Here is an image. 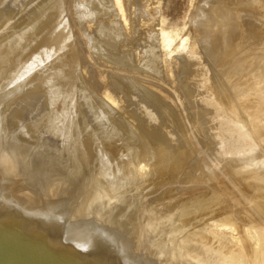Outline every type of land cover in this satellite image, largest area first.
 Returning <instances> with one entry per match:
<instances>
[{
	"label": "rangeland",
	"instance_id": "1",
	"mask_svg": "<svg viewBox=\"0 0 264 264\" xmlns=\"http://www.w3.org/2000/svg\"><path fill=\"white\" fill-rule=\"evenodd\" d=\"M54 1H56V0H46V1L45 0H0V14L4 13L3 14L4 16L1 17L2 19H0V41L3 39H7L11 45L17 46V43L21 40V38H20L21 33L24 31L26 26L29 23H31L34 20V18H36L38 15H40V13H42L44 11L43 10V9H45L44 7H46V9H47V6L49 5V4L47 5V3L54 2ZM65 1H66L65 2V4H66L65 8L66 9H64V15L63 16L66 18L72 19L74 26L72 24L71 27H74L75 29L74 28H70V29L74 30L73 35H74L75 41L77 39H79L78 41H76L77 44H79V42H81L79 45H81V47H84L85 41H83V40H86V42H87V39H88V38H86L87 36L90 38H93V39H95V37H96V40L94 41V43L100 47H101V44H103L101 48L104 49V46L106 47L104 49V51H106V54H110L109 51H111V50L112 51L117 50L118 56L120 57V59H123L124 62L126 60H129L128 61L129 63H124V65L127 64V66L123 67V68H121L120 65L115 64L117 66L118 71L119 70L122 71V74H121V72H118L117 69H116V72H112V74H111V73H108L109 71H107V70H109V69L111 70L112 67L107 69L106 66L109 67V66L114 65V64L110 65L109 63H106L109 66L106 64L104 66V61H102L101 59L94 56L93 51H91V50L89 51L90 52V59L92 60V62L89 63V61H91V60H88L87 59L88 57L86 58L88 61L84 67H86V65L91 66V67H86V73L88 75L86 77V85H87L88 89L90 88L89 92L92 95L95 94V95H93V97L99 95L98 101L95 98H93V101L96 100V102H100V100H103V95L101 93L106 95L105 92H108L107 91L108 87H109V90H111L113 92V89H110V87H112V85L115 83L116 84L119 83V81H120V84L122 82L123 85L127 83L126 80H129L130 85L132 83H135V84H132L131 88L134 85L136 86V88L133 87L132 89H134V90H131V88H130L129 90H131V92H130V94L128 93L129 95L127 94L129 98L131 97L129 100L126 99L127 97L125 98V95H123V93L121 94V92H122L121 90H120L121 92L119 91L121 95L119 96V94H118L117 96L120 97L119 99H121L120 100L121 102L119 103V105L118 104L117 105L118 106L121 105L118 108H120L121 110L123 109L122 111H124V113L123 112L120 113L121 110H115L116 114L113 113L115 116H112V117H116V118L119 117L120 119H122V117H125V118L127 117L129 119V121L134 122V123L131 122L132 124H134V126H138L139 128L144 127V125L148 126L149 125L148 123L152 122V123H150V125L151 124L152 125L151 126L149 125L151 128L148 127V133L145 132L147 129L144 128L143 130L140 129V131L144 132V134L141 132H138V134L142 135V138H147L151 142H155V143H150V146H152V144L155 145V144L159 143L158 146L157 145L155 146V149H156V147H159V146L161 147V145H162L161 148L163 150H165L164 151L165 153L174 152V154L176 153V155H177L178 152H176V151L179 150V152H182L179 149V148H182V146L181 147L179 146L178 150H176V149L172 150V148H171L176 143H178L179 145H180V143L183 144V142H180V141H182V140H180V138L182 139L183 137H182V135H179L177 131L176 132L178 135L177 134L176 135L179 137L174 135L176 133L175 131L174 132H173V130L169 131V132L167 131V133H170V136H173V141H172V139H171V141H172V143L173 142L175 143V144L173 143L174 145H171V146L169 145V144H171L170 139L168 141V138H170V136L168 137V135H165V134H167L166 131H164L165 133L163 132L164 135L167 137L166 140L163 139L166 142H164L162 140V138H160L162 140L161 141L162 144H161V142H159L160 140L156 141L157 138L153 139L152 135H150L153 132L150 131V129L151 130H158L159 129L158 126L161 129L163 127L162 125H164V128L167 130V129H169V127H167V126H169L171 123L169 124V121H167L168 119H166V121H167L166 124H165V121H161L165 117V116H163V114H162L163 117L160 115L162 113L161 109H159L160 113H158V111L156 110L158 107L155 104L150 102V100L147 99L146 97H145L146 101H148V100L149 101L147 103H145V98L142 97L143 95L141 94V92L139 90L135 91L137 89V82H134V81L136 80L135 77L140 76L139 74H141V76L139 77V78H141V80L138 81V83L139 82H146V80L147 81L148 80L149 81H156V82H158L157 80H159L158 78H155V76H153V75H152L153 79H155V80L150 79V77H151L150 75H148L150 77L145 76L146 78L145 77L142 78V75L144 76L146 74H144L145 72L139 70V68H141L140 64H143V56L145 54L146 49L149 46V43L158 44L159 50H164V51H162V53L164 54V57H166V58H164L166 63L169 62L167 65H170V64L174 65L173 68L176 69V71L172 68V66H171V68L177 74L176 73L174 74L171 71L172 77H170V78L166 77V79L160 77V79H164L163 82H162V80L160 81V83H161L160 85H166V86H162L163 87L162 88L161 86L157 85V86H159L157 88L161 89L159 91H161V92L163 91L161 93V94H163V96L167 95V93H168L167 96H170L171 93H173V94L176 93L174 95H176L177 97L171 96L169 99L172 98L173 103L178 105V107H176V108H178L177 110H176L175 106H173V105L172 106L174 107V109L179 114L181 113L184 116L185 115L188 116L186 119V116L182 117V115L180 114L181 118H184V119H181L183 124H184L185 120L187 121L188 119H190V117L191 118L195 117L194 118L195 122L192 119L189 120L191 122H194L195 124L194 123L191 124L189 121H188L189 123L188 122L185 123L188 126H186L184 124V126H186V132L189 131L187 134L191 135L192 138H194L193 137V134H194L195 139H197L200 136L204 137V139L200 137V138H198L199 141L195 140L196 141V143H195L194 139L192 140L191 136H188L191 140V143L193 142L192 143L193 146L191 144L189 145V147H191V148H189V150H191L193 153L187 149L188 146L183 144L187 148L185 147V148H182L181 150L186 149V150H184V152H186V155L184 154V152L178 153V154H180L178 156V158H183L185 156V160L183 163L184 165L183 164L182 165L186 166V164H189L188 166L191 168L188 169V166H187V168L183 167L179 163V165H181V167L184 169V170L183 169L181 170V168H179L177 173L174 172V174L178 175L179 179H176L177 175H175V177H174V174H172V176H171V174L170 175L166 174L165 177H167V178H165L164 176H162L164 174H160L159 172H155V173H157V176L154 173L153 175H151V178H149V181H147L148 186L147 185L146 186L148 188L146 186H144V188L142 190L139 189L140 187H143L142 186L144 184L143 179H142L141 185H139L140 183L138 182V180L141 181V179L136 180L135 183H131L129 180L126 179L127 178L126 174H121L123 172H117L116 171L117 162L123 158V157H121V155L126 156L127 150L124 146L126 144V142H124V141H126L127 139H123V142L121 141V143H120V141H118L119 137L115 138L114 135H111V136L105 135L104 136L103 134H98V136H97L96 132H94L95 128H96L95 126H97V128H96V131H97L100 127L101 128H107L109 126V124H110L109 128L111 126H114V127H112L113 129L114 128L119 129L121 127V125L125 128V125L119 123L120 120L118 119L119 120L118 121L115 118H114L115 120L113 119V121L111 119L110 121H112V122H110V121H108L107 118H110L111 115L108 114L109 117H107L106 115L101 114L100 111H98L96 109L93 110L90 106V103L87 102L88 99H87V97L84 96V93H83L80 85H78V87L76 88L77 90L74 92V93H76V95L71 96V97H70L69 93H67V91L65 93L64 89L57 87L55 85L54 80H51L52 83L50 82V84H53V85H50L48 81L51 79L50 77H51V74L53 72H51V68H49L50 69L49 70L48 68L43 67L44 64L47 62L46 61L47 56L44 54H43V56H44V60L46 62L44 64L41 63L35 69L34 72H36L35 74H39L38 75L39 80L44 81L43 84H44L45 89L42 90L43 92L42 91L40 92L41 94L38 93L37 97L31 95L33 97H31V99L29 97L28 101H26L27 99L25 96L30 95L29 93L32 91L33 87L32 86L30 87V82L27 79L25 80L24 78H19V77L27 78V76H22L24 74L23 69L25 66L23 63H25L28 67L30 62L37 61V60H35V58H37V57L40 58V56L38 55V56L33 57L34 59L32 58L30 61L20 62L19 65L14 70H12L14 72L9 73V75L10 74H12V75H10V76L8 75L9 77L4 79V81L5 80H7V81L0 86V91H2V92H0V94H1L0 95L1 96L0 97V134H1V136H0V147L4 146L5 148H7L6 146H12V145L21 146V149H19V150L16 148L13 150H8V151H10L11 156L16 155L14 153H20L18 156L16 155L15 157H13V158H18V161L15 164L13 169L6 170L3 166H0V198H2V203L3 204H9L13 208L18 209L17 207L19 205V200H25L27 198L31 202L28 209L34 208L32 210H28L25 208L26 206L24 204L22 205L23 211L27 212V218L40 220L42 208H46V207H49V206H52V205H55V204H58L61 202L68 201L70 209H74L72 198H76L77 204H80L83 206H88V201H89L91 195L93 193L98 192L99 193V200L97 202V206L101 205V204H109L110 203V208H99V212H104V217H112L110 226H117V218L123 219V218H126L130 215H133V214L139 212L140 221H141V231H140V228H137V219H135V221H129L128 222L127 232H133L134 235L138 234L137 237H139V238H137V239L140 243L138 249L141 250L143 253L150 254L151 257L156 261L157 264H193L191 261H188L187 259H185V257H184V259L178 260V258H176V256H173L170 252V250L176 249L175 247H170V246H174L172 243H175L174 241L171 242L170 240L175 238V240L178 241L184 237L183 233L181 234V231L178 230V227L176 225H173L170 227H166L165 229L159 228V229H161L159 231L158 228L155 229L156 225H159V222H158V224L155 225V224H152L151 221L153 223L154 222L156 223V221L159 220L158 217H160V219H161V217L165 218L166 216H168V214L170 215L172 212L174 213V211H176L183 203L187 204V202L190 203L192 201H196L198 203H200V201L201 202L203 201V203H207V201L209 200L210 197L211 198L209 201H211V199L213 200L212 196L217 195V197L213 200L214 202L217 203V205L216 204L213 205L214 203L212 202L210 206H213V207L215 206L216 208L214 207V209H217L219 211L222 210L224 212L226 210L221 208V206H223L226 201H232L231 206L229 207L230 212L234 213L238 219L240 217H242L240 219H244L243 220L244 221L243 222L244 228H246L248 230L249 239L252 240L256 246H259L261 243V240L259 238V232H260V234L261 233L264 234V232L261 231V228H263V227L260 228L259 226L261 224L258 223V222H260V220L258 221V219H260L259 218L260 215L258 216V214H260V213L258 211L257 212L255 211L256 208L253 206L252 202L249 201V199L247 200L246 196H245L246 197L245 200L247 202H249V204L244 202V200L243 201L241 200V202H239L240 201L239 199H243L244 197H242L243 194H241V192H238V190H236L238 193L235 191H233V193H232V192H228V191L224 190V188L222 186L223 185L222 182L226 185L229 183L230 184L229 187H232V185L234 184L232 182V179H233V176H235L233 174L238 175L237 173H234L235 170H238V172H240L239 174L241 176L240 177L241 179L243 177H245L242 180L249 181L247 183L251 182L252 184H255V182L250 181L251 179H253V181H254V179L255 180L258 179L257 181H259V178L260 177L262 178V176H264V151H263L264 143L261 142L255 136V134H253L254 132L251 131L252 130L251 126L246 120H244V119L241 120L242 118L240 119V117L236 114V112L232 111L233 115H231V112L226 109L227 104L222 102L221 100H219L217 98L216 93H215L216 92L215 88H217V86L215 84H213V83L217 84V82H213V81L216 80L218 73L215 72L214 68L209 66L211 64L209 63L207 58H205L204 56H203L204 58L202 57V55H203L202 53H200V52L195 53V50H194V49H196L195 46L197 48H199V45H196L197 43H199V42L196 43V41H199V39L195 40V38H196L195 35H198L197 34L198 33L197 32L198 31V25H199L198 14H199V10L205 8V6H206L205 2L207 0H139V1L136 0L134 2L137 3V1H138V3H137L138 5L136 3H135V5H136V7L139 6L136 9L135 8L132 9L133 6H135V5L128 7V5H132V3H134L133 0L132 1L131 0H118L119 5L123 6V8H124L122 10L123 11L125 10L127 12V13H124L125 15H127V14L130 15L132 13H133L132 16L134 15V17H132L131 15H130L131 17H128L129 15H127L125 17V15H124L123 18H125V19L122 18L123 23L125 24V26H127L126 29H128V32L126 30V33H127L128 37H130V38H128V40L129 39L130 40L127 41V43L123 42L126 45L122 44V46H121V43H119V41H111L112 39H108V38H110L109 35L106 34L109 37L103 36V35H105V33H102V35H99V34L96 35L97 29H98L96 27V26H98L97 22H96L97 25L95 24V22H93V24L89 23V19L86 16V5L88 4V1H90V3H93L95 0H77V1L65 0ZM112 3L114 6H116L117 0H112ZM240 3L244 4V5H241ZM81 4H84V5H81ZM228 4L231 5L230 8L231 9L233 8L232 10L236 9V10H234L235 12L238 11V9L240 7L243 9L244 8L251 9L253 7V9H259L260 10L261 14L259 13L258 10H257V14H256L255 10H254L255 12L250 11L251 13H249L248 9L247 10L242 9L243 12L241 10V11H239V14L237 13V15L246 16V17L240 16V18H242V20L249 18L250 14H252L251 16H254V14H255V16H258L260 14L259 15L260 19L264 18V13H263L264 12L263 11L264 1L263 0H228L227 5ZM245 4H247V5H245ZM243 6H245V7H243ZM92 7H95V5ZM128 8L130 10L132 9V11H129L130 13L127 10ZM206 8H207V6H206ZM137 9H138V11H137ZM133 11H135V12H133ZM246 11H247V13H249V15L247 13H244ZM32 12L34 14H32ZM135 13H137V15ZM30 14H32V15H30ZM67 15H69V17H67ZM0 16H2V15H0ZM126 19H127V21H126ZM242 20H241V22L243 23ZM263 21L260 22V29L259 30L253 29V30L259 32V34H257V35H259L260 37L254 36L256 40L258 39L257 41L254 40L253 35H252V28H255V27H251L250 28L251 31H250V33H248L249 27L246 26V28L248 27L246 30L245 25H243L245 30H246L245 31L246 33L244 32V35L247 36L249 34L248 36L253 41L251 42L250 39L245 38V36H244V38L241 36V38H239L240 39L239 42L236 43V44H238L236 46L239 47L241 50L239 48H236V49L241 54H239L237 57L233 58V60L235 61V62L233 61L234 64L240 62V63L235 64V65L233 64V66H235L234 68H236V65H243L244 64L242 66L241 73H239V75H241V76L238 77V75H237V77L233 79L238 84L235 81L233 83L240 85L238 87H241L242 85L245 84L241 88H243L244 91L246 90L245 92L248 93L246 95H249V93L251 91V93H250L251 95H249V96H250L251 101L253 103L255 102V104H253L252 106L248 105V107L250 106L249 108L253 109V112H251L252 110L250 109V112L252 114H254V112H260L261 109H263V107L261 106L262 103L260 105L259 104L260 102H258V104H259L258 105L257 102L252 98L256 95L255 94L256 89H258L260 87H261V89L264 88V80H260L261 81L260 86H258V84H257V80L260 77H261L260 79H262L261 74L264 75V60H263L264 59V22ZM90 24H92V25H90ZM81 28H83V30ZM244 28H243V31H244ZM79 29H80V31H79ZM240 29H241V27H240ZM88 30H89V32H88ZM79 32H82L83 35H81V33H79ZM83 32H85V33H83ZM86 32H88V33H86ZM241 32H242V30H241ZM257 32H255V33H257ZM93 34H95V35H93ZM163 34H164V36H167L168 39H172V41L169 40L167 42H164L163 41L164 37H162ZM241 34L243 35V33H241ZM92 35L94 37H91ZM254 35H256V34H254ZM102 36H103V38H102ZM167 37H165V38H167ZM241 39H243V40H241ZM98 40H100V41H98ZM109 40H110V42H106ZM153 40L154 41L158 40L159 43L157 41L154 42ZM114 42L115 43L117 42L118 44H120L119 47H118V44L115 45ZM160 42L162 44H160ZM169 42H172L171 44L173 45L171 49L169 48L171 46V45H169L170 44ZM164 43L166 44L165 45L166 47L163 46ZM107 44H109V45H107ZM123 45H124V47H123ZM167 45H169V47H167ZM107 48L109 51L107 50ZM167 48H169L170 51H169V49L167 50ZM219 48H221V47H219ZM166 52L169 54H167ZM167 55H170L171 57L167 56ZM104 56L107 58L106 55H104ZM245 56H246V58H242ZM196 58L199 60H196ZM186 59L188 60L187 62L184 61ZM240 59H242V60H240ZM259 59H260V65L258 64ZM237 60H238V62H237ZM181 61L183 63H181ZM194 61L197 62L196 65H194L195 64ZM175 63H177V64H175ZM184 63L186 66H188L187 68H185V65H184V67L183 66L176 67L177 65H183ZM188 63H190V64L188 65ZM66 64H67V62H66ZM131 64H135V65H131ZM137 66H140V67L137 68ZM193 66H194V68H193ZM21 67H22V69H21ZM168 67H170V66H168ZM182 67H183V69H182ZM190 67H192V68H190ZM204 68H206V69H204ZM43 69H45V70L43 71ZM114 69L115 68L113 67V70ZM134 69L137 70L138 73L137 72L136 73L138 74V76L134 72ZM84 70H85V68H84ZM89 70H91V71L89 72ZM113 70H111V71H113ZM129 70H131V71L129 72ZM132 70H133V72H132ZM185 70H187L188 72ZM190 70H192V71H190ZM25 71H26V68L24 69V72ZM38 71H39V73H37ZM106 71L108 74L106 73ZM198 71H200V72H198ZM50 72H51V74H50ZM178 72H181V74L185 77H183ZM90 73H91V75H90ZM123 73H125V74L128 73V76L125 75V77H126L125 78L123 76L124 75ZM130 73H132L133 75ZM191 73H192V75H190ZM196 73H197V75L194 76L193 74H196ZM201 73H204L205 75L203 74V76H202ZM242 73H245V75H243ZM259 73H260V75H259ZM35 74H33V75H35ZM109 74L112 75L113 77H111ZM178 74L181 77L178 76ZM250 74L252 75V78L247 77V78H249L248 83H247V78L245 76H250ZM92 75H93V78L100 79L101 81H98L100 83H96L95 81H97V80L94 81V79H92V78L90 80L89 77H92ZM105 75H108L109 77H105ZM120 75H122V76H120ZM175 75H177V77H175ZM101 76L105 77L103 79H106V82L108 84L103 82L104 80L102 78H100ZM130 76L131 77L134 76V77H132L134 79H131ZM197 76H200L201 80L202 79L203 80L201 81L200 79H198L200 77H197ZM123 77L125 80L121 81L123 79ZM190 77L191 78L193 77V78L191 79ZM194 77H196L197 79H195ZM46 78L49 80H47ZM108 78H110V79L113 78V79L107 80ZM183 78L187 82L189 80H192L193 82L195 81V84L192 83V84H194L193 86H196V89H193L194 87L192 86V93H193V95H196L195 97L191 94L190 95L191 97L189 96L187 98L188 95L184 94V92H182L180 89H178L179 84H180L179 82H182V81L184 82ZM115 79L117 80V82H115L116 81ZM179 79H181V81ZM210 79H212V80H210ZM8 80H11V81H8ZM17 80H19V81H17ZM171 80H172V82H170ZM252 80H254V81H252ZM23 81H24V83H23ZM92 81H94L95 83ZM168 81H169V83H166ZM90 82L92 84H90ZM112 82H115V83H112ZM196 82H198L197 84H201V85H197ZM210 82H211V84H210ZM250 82H252V83H250ZM103 83L105 84L104 85L105 87L103 86ZM109 83H112V85H109ZM171 84L175 85V87L171 86ZM212 84H213V86H211ZM6 85H8V86H6ZM9 85H11V86H9ZM22 85H24V86H22ZM94 85H95V87L97 86L96 89L94 87H92ZM250 85H252V86H250ZM201 86L206 87V90H205V88H203ZM208 86H209V88H208ZM9 87L12 89H10ZM53 87L59 89V90L58 89L53 90L55 92V94H54V92H52L50 90V88L55 89ZM98 87H102V88H100L101 89L100 91H99ZM166 87H168V88H166ZM4 88H6V89L9 88V90H11V91L5 90ZM103 88H105V89H103ZM174 88H176V89H174ZM247 88H249L248 91H247ZM18 89H20V90H18ZM165 89H170V92H168ZM209 89H212L215 92L213 93V91L209 90ZM174 90H176V92H172ZM177 90L178 91L180 90V92H182V93L177 92ZM193 90L198 91V92H195V94H194ZM201 90H202V92H201ZM103 91H105V92H103ZM133 91H135V92H133ZM208 91L209 92L212 91V92H210V94H209ZM138 92H140V93H138ZM200 92L202 94H200ZM261 92L264 93V89L261 90ZM131 93H133L132 96H131ZM135 93H138L136 95H139V94L141 95L140 97H142V98H140L139 96H136L139 98L138 100H140V101H138L133 96ZM262 93H261V95H263ZM50 94H51V96H50ZM61 94H63V95H61ZM52 95L54 97H52ZM122 95L124 96V99H122V97H123ZM252 95H254V96H252ZM67 96H69V98ZM79 96H81V97H79ZM179 96H183V97H181L183 99H181V98L179 99L178 98ZM198 96H200V97H198ZM211 96H212V98H211ZM55 97H57V99ZM203 97H205V98H203ZM206 97H208V98L206 99ZM263 97H264V95L262 96V98ZM32 98L34 99L33 100L34 102L31 101ZM50 98H51V100H50ZM66 98L69 100H67ZM100 98H102V99H100ZM195 98H199V99L203 98V101H205L207 103H201L203 101L199 100V99H198V101H196ZM29 99H30V101H29ZM54 99H56V100H55V103L53 104ZM62 99H64V100H62ZM84 99H86V100H84ZM143 99H144V102L142 101ZM184 99H185V102L183 101ZM191 99H192V102H194L191 104V107H193V108H191L190 104H189V103H191ZM204 99H206L207 101ZM209 99L212 100L213 102H215L214 103L215 105L212 103V101H209ZM65 100H67L68 103ZM133 100L134 101L136 100V101L142 103V105L136 101H135V103H137V104H134ZM248 100L249 99H247L245 101L246 105L249 103H252L251 101H249V103H248L247 102ZM51 101H52V103H51ZM57 101H59L60 103H57ZM74 101L76 103H78V109L80 108L79 112L77 110L78 114L80 112L82 114H85L86 112H88L90 110V112L88 113V114H90V116H88V114L86 113L87 115H85V116H87L88 118L85 117L84 121L81 122L83 124V126H79V127H81V130L82 129L85 130V128L88 129L87 127H89L90 132H88V139H90L93 142L95 134H96V138L102 142L105 139L106 140H113V138L116 139L115 143L118 144L119 147L117 146V148L115 150V153L117 155L115 154V156L113 158L111 157L112 151H108V154L104 155V156L102 154L96 153L97 156L93 155L91 162L89 163L88 166H86V165L80 163V161H78L76 159V157L73 155V153H71V155H70V154H68L69 152L67 150H62V143L58 142L57 137L49 135L50 132L48 133V130H47V128L49 129L48 126L50 125V127H51L52 123L55 125L56 122H53L54 120L57 121V124L58 123L63 124V122L66 120V119H64L63 116L65 113L68 112V110H70V108H71L70 105H72V103ZM124 101H127L125 103H128V102L130 104L132 103V105H131L132 107L130 106V104H129V107L125 106L126 104H123ZM186 101H187V104H186ZM188 101H190V102H188ZM195 101H196V103H195ZM199 101H201L200 102L201 105L204 104L203 106H205V107H206V104H208V106H211V109H207L208 108V106H207V108H206L207 111L204 110L203 109L204 107L202 108L201 106L197 105L198 104L197 102H199ZM26 102H28L29 104H27ZM170 102L167 101V103L171 104L172 102L171 103ZM216 102H218V104L223 105V106H225V104H226V106L225 107L219 106ZM262 102L264 103V100H262ZM47 103H49V104H47ZM50 103L52 104L51 106H50ZM150 104H152V105H150ZM188 104H189L190 109L188 106H186ZM193 104L195 106H192ZM153 105L155 106V108ZM183 105H185V106H183ZM216 105L219 107H217ZM134 106H135V108H134ZM196 106H197V108H196ZM198 106H199V108H198ZM121 107H123V108H121ZM125 107H127L128 109ZM182 107H187V108H182ZM215 107H217V108H215ZM220 107H223L222 110H224V108H225V110L224 111L218 110V109H221ZM66 108H69V109H66ZM82 108H85V109L87 108V110H84V111H86L85 113H83ZM257 108H261L260 111L259 110L256 111ZM136 109H137V111H139V109H140V112H137V113H139L138 115L133 114V112L134 113L136 112ZM192 109L195 111H192ZM196 109H197V112H196ZM214 109L215 110L217 109V112H214L213 117L216 116L218 118V120L216 117H214L216 120L212 121V120H214V119H212L213 118L212 116H210L212 118H209V120H208L207 116H209L210 113L211 114L213 113V112H210L209 110L214 111ZM56 110H57V112H56ZM131 110H134V111L131 113ZM184 110H188V111L191 110V111L190 112L186 111L185 112L186 114H185ZM96 111L98 113H96ZM104 111H105V109H104ZM118 112L121 115H119ZM126 112H127V114H126ZM194 112L196 114H198V116H196V114ZM205 112H206L207 116L205 115ZM58 113L60 115H62L61 120H59V118H61V117L58 116L59 115ZM81 113H80V115H82ZM129 113H131L132 116L133 115L134 116L131 117V114H129ZM140 113L143 115V117ZM221 113H223V114H221ZM122 114L125 116H123ZM202 114H204V115H202ZM226 114H230V115H226ZM101 115H102V118H105L107 120L104 119L105 120L104 121L103 119H101L100 118ZM129 115H130V117H129ZM135 115L137 116V118H138V116L139 117L141 116L140 119H143V120L140 121L139 118L135 119V117H136ZM56 116L59 117L58 120H56L57 118L54 119V117H56ZM97 116H100V117H97ZM144 116L147 117L148 120L146 118H145L146 119L145 120ZM204 116L207 118V120L210 123H206L208 121L203 120V119H206ZM160 117H162L163 119ZM224 117H226V118H224ZM98 118H100V119L98 120ZM88 119H90V120L87 121ZM219 119L220 120L223 119V121H220ZM234 119H236V120H234ZM263 119H264V117H263ZM49 120H52L51 121L52 123ZM157 120H159V122ZM58 121H61V122H58ZM95 121H97V122H95ZM114 121H117L118 123H114V125H113ZM143 121L146 124L139 123V122H143ZM146 121H148V123ZM228 121H230V122H228ZM48 122L51 124H49ZM103 122H106L108 125L106 123H103ZM156 122L160 123V124L157 125ZM224 122H225V124H224ZM227 122H228V125L226 124ZM98 123H100V124H98ZM20 124H21V127L23 126L22 128L20 127ZM60 124H58V125H60ZM139 124H140V126H139ZM153 124H154V126H157V127H154ZM189 124L192 127H190ZM86 125H87V127H86ZM63 126H67L66 121L63 124ZM170 126H173V128L170 127V129L175 128L174 130H177L175 125L171 124ZM123 127H121L122 130H124ZM188 127H190V128L188 129ZM194 127H196L197 129ZM220 127H222V129ZM248 127H250V129ZM24 128H25V130L28 128L26 130L29 132V133H27V135H31V136L35 135L33 137H34V139H37L38 141H34V142H32L31 140L29 141L27 138L28 137L27 135H25V134L22 135L20 133V130L24 129ZM109 128H107L106 131L109 132L110 131ZM112 128H110V129L112 130ZM152 128H158V129H152ZM164 128H163V130H165ZM121 129H119V130L122 131ZM190 129H191V131H190ZM119 130H118V133L120 132ZM193 131H195V132H193ZM33 132H34V134H33ZM171 132L173 133V135ZM198 132H199V135H197ZM251 132H252V134H251L252 136L250 135ZM120 133H122V132H120ZM120 133H119V135H120ZM145 133H147V134H145ZM191 133H193V134H191ZM122 134L125 135L124 132ZM40 135H42L44 140L47 138L46 140L49 139L51 141V143L53 144V145H51V143H47L46 146H51L52 148L53 147L58 148L57 150L55 149L57 151V153H55L56 151H54V149H52V148H50V149H52L53 152H48V151H51L50 149H48V151L46 152V150H45V152H44L45 154H43V151H42L40 153V157L44 156L41 158H48V156L49 155L51 156V154H52L51 157L49 156L51 159L56 158L55 160L65 161L66 159L69 158L72 161L78 162L79 166L82 167V168L80 167V169L76 172L78 177L79 178L81 177V179L78 182H75L73 180H69V179H73V175H74L73 170L76 168L75 165L70 166V168H66L65 171L64 170L60 171L59 169H61V167H59L57 165L58 164V161H57V164H54L48 168H44L46 170L44 173H42L41 169H37L35 172H32L30 170L29 160L32 158L34 153L36 154V148L40 147V145L38 144L39 143L38 137ZM143 135L146 137H144ZM158 136H159V134H158ZM174 136H175V138L177 137L178 140L175 139V141H174ZM196 136H197V138H196ZM200 139L205 140V141L208 140L209 142L203 143L202 140L200 142ZM153 140H155V141H153ZM54 141H57V143H55ZM163 142L165 145H169V147L163 146L164 145ZM168 142H170V143L168 144ZM200 144H202V145L204 144L205 146H208V147L207 148L205 147L204 150L202 148V149H200L201 150L200 151L199 148L201 146H197V147H199V148H197L198 151H200L201 153L200 152L198 153L197 149L195 151H193L196 147L194 145H200ZM46 146H44V147H46ZM164 147H167L171 150L169 151L168 149H166ZM202 147H204V146H202ZM174 148H176V147L174 146ZM46 153L49 155H47ZM194 153H195V156H194ZM55 154L56 155L59 154V155L56 156ZM127 154H128V152H127ZM181 154H184V156L182 155L183 156L182 157ZM188 154H192V155H190L192 157L188 156ZM4 155L5 154L0 152V158L6 157V155L5 156ZM117 156H119V157H117ZM175 157H177V156H175ZM186 157H188V158H186ZM189 158H192L193 160L190 161ZM186 160H189L188 163H186L187 162ZM138 161H139L138 162L139 164L136 165V166H138L137 171L141 170L140 168H142L143 172H141V174L143 175V178H145V176L149 173L148 167H143V165H145L146 163H144L142 159L138 160ZM44 165H45V163H44ZM174 165L176 166L175 163H174ZM41 167L43 168V166H41ZM185 170H187V172ZM181 171L182 172L184 171L185 173L184 172L182 173ZM101 172H112V174H113L112 180L117 181L119 178L118 181L121 184L113 187L112 184L110 185L109 181H107L105 179H102L104 182L97 183L98 175H101ZM241 172H243L242 174H245L249 180H247V177L245 175L244 176L241 175ZM159 174H160V176H159ZM180 175H181V177H180ZM250 175L251 176L253 175L252 177H254V178L250 179ZM87 177H90L91 179L87 180ZM152 177H154V178L159 177V178L154 179ZM256 177H257V179H256ZM174 178L176 181H174ZM228 178L229 179L231 178V180H229ZM150 179H152V181ZM168 179H170V180L167 182L164 181V180H168ZM215 179H217V180L215 181ZM158 180H160L159 181L160 183H161V180H163V182L161 184H165V185L161 186L160 184H158L159 182H157V184H156V182H153V181H158ZM218 180H221V181L223 180V181L221 182ZM257 181H256L255 185L260 186V184ZM148 182H151V183L153 182V183L148 184ZM231 183H233V184H231ZM102 184L108 185V187H106V189L109 188L108 193L100 190V187L105 189ZM149 185H151V187H149ZM154 185H158V186H154ZM262 185H264V181H263V183H261V186ZM110 186H112V187L110 188ZM152 186H154V187H152ZM261 186H260V188H261ZM152 188H154V189H152ZM263 188H264V186H262L261 189H263ZM144 189H145V192L147 190H149V191H147L145 193L143 191ZM150 189H151V191H150ZM256 189L258 191L259 187H256ZM261 191L263 192L264 190H261ZM261 191H258V192H260V194H263ZM111 195H115V196H117V198L111 197ZM120 195H121V197H120ZM232 197H233V199H231ZM238 197H241V198L237 199L236 200L237 203H236L234 200ZM119 198L122 199L121 202H119L120 201ZM201 199H203V200H201ZM204 199H206L207 201ZM137 200L141 201V205L138 208H136V210H134L133 205L135 204V202ZM233 204H235V205H233ZM245 204H247L248 206ZM250 204H252V205H250ZM251 206L254 207L253 208L254 210L251 209L252 208ZM94 207L95 206H93V208ZM213 207H212V210H214ZM165 211H167V212H165ZM212 212L214 213V211H212ZM213 213L211 215H213ZM196 215H197L196 217H198V219H199L200 214L198 213ZM211 215H209L207 217H205V215H201V217H200L201 219H203L202 217L210 219L206 223L202 222L203 226L199 227V228H202V232L204 233V235L225 237V239L228 242L230 240H233V239H236V240H233L236 243H238V241L240 242L239 234L236 231L237 228L235 227V224H233V223L238 222L239 224H243L241 221L234 220V222L232 221V224H230L231 222H229V223L225 222L227 219L224 217V215H223V217L217 216L218 219H217V217L214 218L213 217L214 215L213 216H211ZM153 217H154V219H153ZM148 218H151V221L149 223L150 225L147 224L149 222L147 220ZM252 218H254V220H252ZM250 221H252V224H250L251 223ZM144 223L146 224V226H149L148 228H150L151 230L155 229L156 231L157 230L158 231L156 232V231L152 230L153 232H155V234L153 232L150 235L147 234L145 229L143 228ZM151 225L155 226V228H152ZM263 225L264 224H262L261 226H263ZM257 228L258 229L260 228L259 229L260 231ZM162 229H163V231H162ZM263 231H264V229H263ZM159 238H160V240H158ZM161 239H162V241H161ZM163 239H164V241H163ZM211 239H213V238H211ZM154 241L156 243H154ZM212 247H214V248H212V250L217 251L218 254H220L219 255L220 257L225 256L224 253L219 251L220 250L219 244H217L216 242H213ZM187 257L191 258L189 255H187ZM200 262H201L200 264H205V259H202V261H200Z\"/></svg>",
	"mask_w": 264,
	"mask_h": 264
},
{
	"label": "bare ground",
	"instance_id": "2",
	"mask_svg": "<svg viewBox=\"0 0 264 264\" xmlns=\"http://www.w3.org/2000/svg\"><path fill=\"white\" fill-rule=\"evenodd\" d=\"M46 1V0H45ZM75 1H77V0H75ZM132 1V0H131ZM134 1H136V0H133V2ZM139 1V0H138ZM138 1H137V3H138ZM264 1V0H263ZM65 0H56V1H54V2H50V3H47V9H46V7H44L45 9H43L44 11L42 12V13H40V15H38L36 18H34V20L31 22V23H29L27 26H26V28L24 29V31L21 33V36H20V38H21V40L17 43V46L15 45V46H13V45H11L10 44V42L7 40V39H3V40H1L0 41V86L2 85V84H4L7 80H5L4 81V79L5 78H7V77H9L10 75H12V74H10L9 75V73H11V72H14V71H12V70H14L18 65H19V63L20 62H25V61H30L33 57H35V56H40V58L39 57H37V58H35V60H37V61H33V62H30V64H29V66L27 67V65L25 64V63H23L25 66H24V69L26 68V71L24 72V69H23V75L22 76H27V78H25V77H19V78H24L25 80L27 79L29 82H30V87L32 86L33 88H32V91L29 93L30 95H26L25 97H26V101H28V98L30 97V99H31V97H33V96H35V97H37V94L38 93H40L42 90H44L45 88H44V81L43 80H39V77H38V75L39 74H35L36 72H34L35 71V69L42 63V64H44L46 61V63L44 64V68H51V72H53L52 74H51V72H50V74H51V79L49 80V79H47V80H49L48 82H49V84H50V82H51V80H54V82H55V85L57 86V87H60V88H62V89H64V91H65V93H66V91H67V93H69V95H70V97L71 96H75L76 95V93H74L77 89V87H78V85H80L81 86V89H82V91H83V93H84V96L85 97H87V99H88V103H90V106H91V108L93 109V110H98V111H100V113L101 114H103V115H106L107 117H109V115H111L110 116V118H107L108 119V121H110L111 119H112V121H113V119L115 118V119H119L118 121H119V123H121V124H123V125H125V128L121 125V127H123L124 128V130H122L121 129V127L119 128V129H121L122 131H120L119 129H116V128H112V127H114V126H111L110 128H112V130L109 128V126H110V124H109V126L107 127V128H109V132L108 131H106V129L107 128H99L97 131H96V128H97V126H95L96 128H95V131L94 132H96V134H97V136H98V134H103L104 136L105 135H109V136H111V135H114L115 136V138L116 137H119V140L118 141H120V143H121V141L123 142V139H127L126 141H124V142H126V144L124 145L125 146V148H126V150H127V152H128V154H127V152H126V156H124V155H121V157H123L120 161H118L117 162V165H116V171L117 172H123V173H121V174H126L127 175V180H129L131 183H135V181L136 180H138V179H141V181H139L138 180V182L140 183L139 185H141V183H142V179L144 180V184L142 185L143 187H140L139 189H143L144 188V186H146L147 185V181H149V178H151V175H153L155 172H159L160 174H164V175H162V176H164L165 177V175L166 174H171V176H172V174H174V172H178V169L179 168H181V170L183 169L182 167H181V165L184 163V160H185V156H184V154L186 155V152H184V150H186V149H183V150H181L182 148H185L186 146H188V150H189V148H191V147H189V145L191 144L192 146H193V142L191 143V140H190V138L188 137V136H191V135H188L187 133L189 132H186V126H188V125H186L185 123L186 122H188L190 119H192L194 122H195V117H193V118H191L190 117V119H188L187 121L185 120V122H184V124L186 125V126H184V124H183V122L181 121V119H184V118H181V115L176 111L178 108H176V107H178V105H176L175 103H173V99L171 98V99H169L171 96H176V95H174V94H176V93H171L170 94V96H167L168 95V93H167V95H164L163 96V94H161L162 92L161 91H159V90H161L160 88L158 89L157 87H159V86H166V85H160L161 83H160V81L162 80V82L164 81V79H166V77L168 78H170V77H172V72L175 74L176 72V69H174L173 68V66L174 65H167L168 63H166V61L164 60V58H166V57H164V54L162 53V51H164V50H159V45L158 44H154V43H149V46H148V48L146 49V51H145V54H144V56H143V64H140L141 65V68H139V70L140 71H143V72H145L144 74H146V75H142V78L143 77H150V79H153V76H155V78H158L159 80H157L158 82H156V81H147L146 80V82H139L138 83V81H140L141 80V78H139L140 76H141V74H139L140 76L139 77H135L136 78V80L134 81V82H137V89L135 90V91H137V90H139L140 92H141V94L143 95L142 97L143 98H147V99H149L150 100V102H152L153 104H155L158 108L156 109L157 111H158V113H160L159 112V109H161V116H162V114H163V116H165L164 117V119L162 118V117H160V118H162L163 120H161V121H165V124H166V122L167 121H169V124L171 123V124H173V125H175V127L177 128V130H174V129H170V127L171 128H173V126H167V127H169V129H165L164 128V125H162L161 127V129H160V127L158 126V128H152V129H158V130H151L150 129V131H152L153 133H151L150 131V135H152V137H153V139L154 138H157L156 139V141L157 140H160L159 142H161L163 139H167V137L165 136V135H168V137L170 136V133H167V131L169 132V131H172L173 130V132L175 131H177L178 132V134L179 135H182V139L180 138V140H182V141H180V142H183V144H185V145H183V144H181L180 143V145L178 144V143H172V141H173V136H170V138H168V141H169V139H170V142H171V144H169L170 142H168V144L171 146V145H174L176 148H174V146L173 147H171L172 148V150H174V149H176V150H178V148H179V146L181 147L182 146V148H179L180 149V151H182V152H184V154H181V156L183 157V158H178V156L180 155V154H178V153H182V152H179V150L178 151H176V152H178L177 153V155H176V153L174 154V152H168V153H165L164 151L165 150H163L161 147H162V145H161V147L159 146V147H156V149H155V146L157 145H159V143L158 144H152V146H150V143H155V142H151L149 139H147V138H142V135H139L138 134V132H141V133H143L144 134V132H142V131H140V129L141 130H143L144 128L145 129H147L145 132H147L148 133V127H150L151 125H150V123H152V122H150V123H148V121H146L149 125L147 126V125H144V127H141V128H139L138 126H134V124H132L131 122H133V121H129V119L126 117H122V119H120L119 117H112V116H115L114 114H116V111L115 110H121L120 108H118V107H120V106H118L119 105V103L121 102L120 100L121 99H119L120 97V95L123 93V95H125V98L126 99H130L129 97H128V95L130 94V92H131V90H134V89H132L133 87H135L136 88V86L134 85L132 88H131V86H132V84H135V83H132L131 85H130V82H129V80H126L127 81V83L126 84H122V82H121V84H120V81H119V83H115V82H117V80L115 81V82H112V83H115V84H113L112 85V83H109V85H112V87H110V89H113V92L111 91V90H109V87H108V92H105V91H103V92H105L106 93V95H104L103 93H101L102 95H103V100H100V99H102V98H100L99 100H100V102H96V100L98 101V96H95V97H93V95H95V94H91L90 92H89V89H88V87H87V85H86V77L88 76L87 75V73H86V67H91V66H87L86 65V67H84L85 66V64L87 63V61L88 60H91L90 59V50L91 51H93V54H94V56H96L97 58H99V59H101L102 61H104V66H105V64L106 63H109L110 65L111 64H114V65H111V66H109L108 64H106V65H108L109 67H107L106 66V68L107 69H109L110 67H112V69L111 70H113V67L115 68L113 71H111L110 69L109 70H107V71H109L108 73H111L112 74V72H116V69H117V66L115 65V64H117V65H120V67L121 68H123V67H126L127 66V64H125L124 65V63H129L128 61L129 60H126L125 62L123 61V59H120V57L118 56V52H117V50H111L110 48V50L112 51H109L108 50V48H107V50L109 51V53L110 54H106V51H104V49L106 48L105 46H104V49H102L101 47H102V45L103 44H101V47L100 46H97V44H95L94 43V41L96 40V37H95V39H93V38H90V37H86V38H88L87 39V42H86V40H83V41H85V46L84 47H81V45H79L81 42H79V44H77L76 43V41H78L79 39H77L76 41H75V38H74V35H73V29H70V28H74V27H71L72 26V24H73V22H72V19H70V18H66V17H64L63 15H64V9H66L65 8ZM76 3V2H75ZM132 3V2H131ZM130 3V4H131ZM135 3L136 2H134V3H132V5H128V7L130 6H133V5H135ZM136 3V4H137ZM206 6H207V8H206V6H205V8H203V9H201V10H199V14H198V21H199V25H198V35H195L196 36V38H195V40H197V39H199V41H196V43L197 42H199V43H197L196 45H199V48H197L196 46H195V48L196 49H194L195 50V53H197V52H200V53H202L201 55H202V57L204 56L205 58H207L208 59V61H209V63L211 64V65H209L210 67H212V68H214L215 69V72H217L218 74H217V77H216V80L215 81H213V82H217V84L216 83H213V84H215L216 86H217V88H215L216 89V92L215 91H213L212 89H209V90H212L213 91V93L215 92L216 93V96H217V98L219 99V100H221L222 102H224V103H226L227 104V106H226V104H225V106H226V109L228 110V111H230L231 112V115H233L232 113L233 112H236V114L240 117V119L241 120H246L249 124H250V126H251V131H253L254 133L253 134H255V136L261 141V142H263L264 143V119H263V117H264V103L262 102V100H264V97L262 98V96L264 95V93H262L261 92V90H263V89H261V87L260 88H258V89H256V91H255V96L254 95H252V96H254V97H252L256 102H257V104H258V102H260L259 104L261 105V103H262V107H263V109H261V108H257L256 109V111L257 110H259L260 111V109H261V111L260 112H254V114H252L251 112H253V109H251V108H249L248 107V105H253V104H255V102L253 103L252 101H251V99H250V96L249 95H251L250 93H251V91H250V93H249V95H246V94H248V93H246L245 91H244V89L243 88H241L242 86H244V85H242L241 87H238V86H240V85H237L238 83L235 81V80H233L234 78H236L237 77V75H238V77L239 76H241V75H239V73H241V69H242V66L244 65H236V68H234L235 66H233V64H234V60H233V58L234 57H237L239 54H241V53H239L238 52V50L236 49V48H239V47H237L236 45H238V44H236V43H238L239 42V38H241V36L244 38V36H245V38H247V39H250V37L248 36L249 34L248 33H250V28L251 27H255V28H252V35H253V38H254V40H256L255 39V37H260L259 35H257V34H259V32H257V31H255V30H253V29H257V30H259L260 29V22L261 21H263L264 20V18H262V19H260V10L259 9H253V7L251 8V9H248V8H244L245 10H247L248 9V11H249V13H251L250 11H253V12H255L256 11V14H257V10L259 11V15L258 16H255V14H254V16H251L252 14H250L249 15V13H247V11L246 12H244V13H247L248 15H249V18H247V19H243L242 20V18H240V16H243V17H246V16H244V15H237V13L239 14V11H241L243 8H239L238 9V11H234V10H236V9H234V10H232L231 8H230V4H228L227 5V3H228V0H207L206 2ZM230 3V2H229ZM116 4V3H115ZM241 4V3H240ZM81 5H84V4H81ZM95 5V7H92V6H94ZM138 5V4H137ZM239 5V4H238ZM241 5H244V4H241ZM245 5H247V4H245ZM42 7V8H43ZM139 6H137L136 7V5L135 6H133V8L132 9H136V8H138ZM243 7H245V6H243ZM41 9V8H40ZM122 9H124L123 8V6H121V5H119V2H118V0H117V4H116V6H114L113 5V3H112V0H95L93 3H90V1H88V4L86 5V16H87V18L89 19V23H92L93 24V22H95V24H96V22H97V24H98V26H96L98 29H97V32H96V35H102V33H105V35H103V36H107V35H109L110 36V38H108V39H112L111 41H119V43H121V46H122V44H124L123 42H125V43H127V41H129L128 40V38H130V37H128V35H127V33H126V30H127V32H128V29H126V27L127 26H125V24L123 23V19H125V18H123L124 17V13H127L125 10V12L122 10ZM132 9L130 10L129 8L127 9L128 10V12L129 11H132ZM243 9V10H244ZM70 10V9H69ZM243 10H242V12H243ZM255 10V11H254ZM66 11V10H65ZM137 11H138V9H137ZM136 11V12H137ZM263 11H264V8H263ZM70 12V11H69ZM133 12H135V11H133ZM130 13V12H129ZM138 13V12H137ZM137 13H135L136 15H137ZM264 13V12H263ZM4 14V13H3ZM2 13L0 14V15H2V16H0V19H2L1 17H3L4 15H3ZM32 14H34L33 12H32ZM32 14H30V15H32ZM133 14V13H132ZM132 14H130L131 16H132ZM29 15V14H28ZM66 15V14H65ZM127 15H129V14H127ZM127 15H125V17L127 16ZM128 16V17H131V16ZM247 15V16H248ZM6 16V15H5ZM67 17H69V15H67ZM132 17H134V15L132 16ZM33 18V17H32ZM123 18V19H122ZM91 19V20H90ZM119 22H118V21ZM241 20L243 21V23L241 22ZM71 21V22H70ZM80 21V20H79ZM126 21H127V19H126ZM75 22V21H74ZM264 22V21H263ZM123 23V24H122ZM76 24V23H75ZM92 24H90V25H92ZM96 24V25H97ZM128 25V24H127ZM243 25H245V28H246V26H248L249 27V30H248V37L246 36V35H244V32L247 30V28H246V30H245V28H244V26ZM73 26H74V24H73ZM76 26V25H75ZM243 26V27H242ZM77 27V26H76ZM240 27H241V29H240ZM243 28H244V31H243ZM70 29V30H69ZM75 29V28H74ZM82 30H83V28H81ZM86 29V28H85ZM241 30H242V32H241ZM79 31H80V29H79ZM88 32H89V30H88ZM88 32H86V33H88ZM254 32V33H253ZM255 32H257V33H255ZM79 33H81V35H83L82 34V32H79ZM83 33H85V32H83ZM241 33H243V35L241 34ZM246 33V32H245ZM90 34V33H89ZM88 34V35H89ZM107 34V35H106ZM254 34H256V35H254ZM91 35V34H90ZM93 35H95V34H93ZM91 36V37H94V36ZM251 35V36H252ZM103 36H102V38H103ZM109 36H107V37H109ZM130 36V35H129ZM171 36V35H170ZM255 36V37H254ZM162 37H164V39H163V41L164 42H167V41H169V40H171L172 41V39H168V37L167 36H164V34L162 35ZM165 37H167V38H165ZM85 38V39H86ZM106 38V37H105ZM100 39V38H99ZM241 40H243V39H241ZM251 40V39H250ZM258 40V39H257ZM256 40V41H257ZM98 41H100V40H98ZM104 41V40H103ZM154 41V40H153ZM155 41H157L158 42V40H155ZM154 41V42H155ZM162 41V42H163ZM253 40H251V42H252ZM260 41V40H259ZM258 41V42H259ZM13 42V41H12ZM21 42V43H20ZM106 42H110V40L109 41H106ZM105 42V43H106ZM257 42V43H258ZM115 43V42H114ZM159 43V42H158ZM170 43V44H169ZM168 44L169 45H171L170 47H169V45H167V47H169L170 49L172 48V42H169ZM242 43V42H241ZM245 43V42H244ZM84 44V43H83ZM110 44V43H109ZM109 44H107V45H109ZM118 43L116 42L115 43V45H117ZM160 44H162L161 42H160ZM119 45L120 44H118V47H119ZM124 45H126V44H124ZM124 45H123V47H124ZM166 44L164 43L163 44V46H165ZM221 45V46H220ZM240 45V44H239ZM112 46V45H111ZM114 46V45H113ZM162 46V47H163ZM166 47V46H165ZM219 47H221V48H219ZM115 48V47H114ZM169 48H167V50L169 49ZM161 49V48H160ZM170 49H169V51H170ZM240 49V48H239ZM166 50V49H165ZM241 50V49H240ZM193 51V50H192ZM168 52V51H167ZM166 52V53H167ZM43 54L44 55H46L47 56V60L45 61L44 60V56H43ZM92 54V53H91ZM167 54H169V53H167ZM104 55H106L107 56V58L104 56ZM167 56H170V55H167ZM199 56V55H198ZM88 57V58H87ZM128 57V56H127ZM171 57V56H170ZM203 57V58H204ZM52 58V59H51ZM88 60H87V59ZM168 58V57H167ZM242 58H246V56L245 57H242ZM34 59V58H33ZM167 60V59H166ZM196 60H199V59H197L196 58ZM240 60H242V59H240ZM262 60V59H261ZM264 60V59H263ZM106 61V62H105ZM168 61V60H167ZM184 61H188L187 59L186 60H184ZM190 61V60H189ZM234 61V62H233ZM248 61V60H247ZM66 62H67V64H66ZM90 62H92V60L91 61H89V63ZM98 62V61H97ZM180 62V61H179ZM191 62V61H190ZM195 62V61H194ZM237 62H238V60H237ZM28 63V62H27ZM181 63H183L182 61H181ZM238 63H240V62H238ZM238 63H235V64H238ZM247 63V62H246ZM175 64H177V63H175ZM180 64V63H179ZM190 63H188V65H189ZM197 64V62H195V64L194 65H196ZM234 64V65H235ZM258 64L260 65V59L258 60ZM131 65H135V64H131ZM143 65V66H142ZM184 65H185V63L183 64V65H177L176 67H181V66H183L184 67ZM247 65V64H246ZM168 66H170V67H168ZM171 66H172V68L175 70H173L172 68H171ZM199 66V65H198ZM197 66V67H198ZM231 66V67H230ZM233 66V67H232ZM42 67V68H43ZM138 67H140V66H137V68ZM183 67H182V69H183ZM188 66H186L185 65V68H187ZM84 68H85V70H84ZM93 68V67H92ZM105 68V67H104ZM129 68V67H128ZM133 68V67H132ZM131 68V69H132ZM171 68V69H170ZM190 68H192V67H190ZM193 68H194V66H193ZM21 69H22V67H21ZM100 69V68H99ZM125 69V68H124ZM130 69V68H129ZM180 69V68H179ZM204 69H206V68H204ZM41 70V69H40ZM39 70V71H40ZM45 69H43V71H44ZM50 70V69H49ZM126 70V69H125ZM181 70V69H180ZM202 70V69H201ZM39 71L37 72V73H39ZM91 70H89V72H90ZM107 71H106V73H107ZM117 71H118V69H117ZM131 70H129V72H130ZM172 71V72H171ZM182 71V70H181ZM185 71H187V70H185ZM190 71H192V70H190ZM203 71V70H202ZM22 72V71H21ZM47 72V71H46ZM118 72H121V74H122V71H118ZM127 72V71H126ZM132 72H133V70H132ZM134 72L136 73L137 72V70L136 69H134ZM188 72V71H187ZM198 72H200V71H198ZM249 72V71H248ZM107 73V74H108ZM134 73V74H135ZM138 73V72H137ZM136 73V75L138 76V74ZM178 73H180L181 74V72H178ZM20 74V73H19ZM33 74H35V75H33ZM41 74V73H40ZM118 74V73H117ZM124 75V77H125V75L126 76H128V73L127 74H125V73H123ZM130 74H132V73H130ZM177 74V73H176ZM185 74V73H184ZM187 74V73H186ZM202 74V76H203V74L204 73H201ZM200 74V75H201ZM243 75H245V73H242ZM9 75V76H8ZM90 75H91V73H90ZM89 75V76H90ZM110 75V74H109ZM116 75V74H115ZM133 75V74H132ZM148 75H150V76H148ZM153 75V76H152ZM182 75V74H181ZM190 75H192V73L190 74ZM194 76L195 75H197V73L196 74H193ZM205 75V74H204ZM208 75V74H207ZM248 75V74H247ZM259 75H260V73H259ZM20 76V75H19ZM41 76V75H40ZM111 77H113L112 75H110ZM120 76H122V75H120ZM178 76H180L179 74H178ZM183 76V75H182ZM261 76H262V79H258L257 80V84H258V86H260V80H264V75L263 74H261ZM44 77V76H43ZM97 77V76H96ZM105 77H109L108 75H105ZM105 77H103V76H101L100 78H105ZM119 77V76H118ZM124 77H123V79L121 80V81H123V80H125L124 79ZM131 77V76H130ZM129 77V78H130ZM132 77H134V76H132ZM131 77V79H134V78H132ZM145 77V78H146ZM160 77H162V78H164V79H160ZM175 77H177V75H175ZM181 77V76H180ZM183 77H185V76H183ZM197 77H200V76H197ZM209 77V76H208ZM246 78L247 77H250V78H252V75L250 74V76H245ZM91 78L92 79H94V81L95 80H97V81H95L96 83H100V82H98V81H101L100 79H96V78H93V75H92V77H89V79L91 80ZM126 78V77H125ZM139 78V79H138ZM191 78V77H190ZM193 78V77H192ZM191 78V79H192ZM195 79H197L196 77H194ZM205 78V77H204ZM243 78V77H242ZM257 78V77H256ZM14 79V78H13ZM23 79V80H24ZM110 78H108L107 80H109ZM111 79H113V78H111ZM110 79V80H111ZM121 79V78H120ZM178 79V78H177ZM198 79H200L201 80V77L200 78H198ZM209 79V78H208ZM239 79V78H238ZM254 79V78H253ZM22 80V79H21ZM104 80V81H103ZM102 81L103 82H105L106 84H108L107 82H106V79H103ZM153 80H155V79H153ZM176 80V79H175ZM180 81H181V79H179ZM183 80H184V78H183ZM203 80V79H202ZM201 80V81H202ZM210 80H212V79H210ZM237 80V79H236ZM248 80H249V78H247V83H248ZM255 80V79H254ZM254 80H252V81H254ZM8 81H11V80H8ZM17 81H19V80H17ZM27 81V82H28ZM57 81V82H56ZM94 81H92V82H94ZM114 81V80H113ZM133 81V80H132ZM143 81V80H142ZM166 81V80H165ZM198 81V80H197ZM206 81V80H205ZM236 82L237 84H234L233 82ZM242 81V80H241ZM245 81V80H244ZM243 81V82H244ZM46 82V81H45ZM94 82V83H95ZM109 82V81H108ZM170 82H172V80L170 81ZM23 83H24V81H23ZM52 83V82H51ZM102 83V82H101ZM166 83H169V81L168 82H166ZM180 84H179V88L178 89H180L182 92H184V94H186V95H188L187 96V98L192 94L193 95V93H192V86L195 84V81L193 82L192 80H189L188 82L187 81H185L184 80V82L182 81V82H179ZM192 83H194V84H192ZM198 82H196V84H197ZM250 83H252V82H250ZM14 84V83H13ZM90 84H92L91 82H90ZM89 84V85H90ZM210 84H211V82H210ZM213 84L211 85V86H213ZM240 84V83H239ZM21 85V84H20ZM50 85H53V84H50ZM59 85V86H58ZM88 85V86H89ZM99 85V84H98ZM102 85V84H101ZM105 84L103 83V86H104ZM108 85V86H109ZM130 85V86H129ZM157 85H159V86H157ZM177 85V84H176ZM197 85H201V84H197ZM253 85V84H252ZM252 85H250V86H252ZM6 86H8V85H6ZM9 86H11V85H9ZM22 86H24V85H22ZM102 86V87H103ZM171 86H174L175 87V85H172L171 84ZM170 86V87H171ZM255 86V85H254ZM4 87V86H3ZM21 87V86H20ZM47 87V86H46ZM92 87H94L95 89H96V87H95V85L94 86H92ZM102 87H98L99 88V91L101 90L100 88H102ZM105 87V86H104ZM194 88L193 89H196V86H193ZM201 87H203V88H205V90H206V87H204V86H201ZM215 87V86H214ZM256 87V86H255ZM10 88V87H9ZM9 88L8 89H6V88H4L5 90H9ZM53 88H55V87H53ZM119 88V89H118ZM121 88V89H120ZM131 88V90H129ZM163 88V87H162ZM166 88H168V87H166ZM177 88V87H176ZM176 88H174V89H176ZM208 88H209V86H208ZM207 88V89H208ZM10 89H12V88H10ZM22 89V88H21ZM56 89H58V88H55V89H52V88H50V90L52 91V92H54L53 90H56ZM93 89V88H92ZM103 89H105V88H103ZM246 89V88H245ZM248 89L249 88H247V91H248ZM4 90V91H5ZM14 90V89H13ZM18 90H20V89H18ZM59 90V89H58ZM80 90V89H79ZM122 92H121V91ZM165 90H167L168 92H170V89H165ZM180 90L178 91L177 90V92H180ZM199 90V89H198ZM203 90V89H202ZM202 90H201V92H202ZM9 91H11V90H9ZM8 91V92H9ZM63 91V90H62ZM121 92V94H120V92ZM135 91H133V92H135ZM212 91H210V92H212ZM0 92H2V91H0ZM43 92V91H42ZM140 92H138V93H140ZM165 92V91H164ZM172 92H176V90H174V91H172ZM182 92H180V93H182ZM193 92H194V94H195V92H198V91H195V90H193ZM200 92V94H202ZM210 92L208 91V93L210 94ZM254 92V91H253ZM252 92V93H253ZM263 94V95H261V93ZM5 93V92H4ZM58 93V92H57ZM129 93V94H128ZM138 93H135L133 96L138 100L139 98L138 97H136V96H141L140 94L139 95H136V94H138ZM41 94V93H40ZM54 94H55V92H54ZM53 94V95H54ZM119 94V96H117ZM128 94V95H127ZM132 94L133 93H131V96H132ZM165 94V93H164ZM197 94V93H196ZM1 95V94H0ZM31 95H33V96H31ZM52 95V97H54ZM61 95H63V94H61ZM101 95V96H102ZM122 95V96H123ZM127 95V96H126ZM182 95V94H181ZM185 95V96H186ZM206 95V94H205ZM204 95V96H205ZM260 95V96H259ZM43 96V95H42ZM50 96H51V94H50ZM166 96V97H165ZM194 97L196 96V95H193ZM1 97V96H0ZM68 98H69V96H67ZM79 97H81V96H79ZM83 97V96H82ZM133 97V98H134ZM142 97H140V98H142ZM168 97V98H167ZM177 97V96H176ZM181 97H183V96H179L178 98L180 99ZM191 97V96H190ZM193 97V98H194ZM198 97H200V96H198ZM56 99H57V97H55ZM93 98H95L96 100L95 101H93ZM132 98V99H133ZM146 98H145V103H147L148 101H146ZM203 98H205V97H203ZM203 98L201 99H199V98H195L196 99V101H198V99L199 100H202L203 101ZM208 97H206V99H207ZM211 98H212V96H211ZM262 98V99H261ZM30 99H29V101H30ZM37 99V98H36ZM56 99H54V102H53V104L55 103V100ZM60 99V98H59ZM67 99V98H66ZM74 99V98H73ZM122 99H124V96L122 97ZM181 99H183V98H181ZM206 99H204V100H206ZM247 99H249L247 102L249 103V101H251L252 103H249V104H247L246 105V103H245V101L247 100ZM25 100V99H24ZM34 99L32 98V102H34L33 101ZM48 100V99H47ZM50 100H51V98H50ZM62 100H64V99H62ZM67 100H69V99H67ZM67 100H65L66 102H67ZM84 100H86V99H84ZM105 100V101H104ZM188 100V99H187ZM253 100V101H254ZM136 101V100H135ZM135 101L133 100V102H134V104H137V103H135ZM138 101H140V100H138ZM138 101H136V102H138ZM143 102H144V99L142 100ZM167 101L168 102H170L171 104H169V103H167ZM184 102H185V99L183 100ZM196 101H195V103H196ZM207 101V100H206ZM209 101H212V100H210L209 99ZM220 101V102H221ZM125 102H127V101H124V103L123 104H126L125 106H128L129 107V102L128 103H125ZM149 102V103H150ZM188 102H190V101H188ZM201 101H199V102H197L198 104L197 105H199V106H201L204 110H206V108H207V106H208V104H206V107L205 106H203V105H201V103H207V102H205V101H203V102H201ZM27 104H29L28 102H26ZM51 103H52V101H51ZM50 103V106L52 105ZM57 103H60L59 101H57ZM68 103V102H67ZM72 103V102H71ZM138 103H140V102H138ZM148 103V104H149ZM192 103H194V102H192V99H191V103H189L190 104V107H191V104ZM200 103V104H199ZM212 103L214 104L215 102H213L212 101ZM217 104H218V102H216ZM223 103V104H224ZM47 104H49V103H47ZM62 104V103H61ZM70 104V103H69ZM118 104V105H117ZM128 104V105H127ZM141 105H142V103H140ZM147 104V105H148ZM175 104V105H174ZM186 104H187V101H186ZM189 104L188 105H186V106H188L189 107ZM210 104V103H209ZM258 104V105H259ZM31 105V104H30ZM58 105V104H57ZM56 105V106H57ZM132 105V103L130 104V106ZM150 105H152V104H150ZM175 106V108H176V110L174 109V107L173 106ZM215 105V104H214ZM219 106H223V105H220V104H218ZM257 105V106H258ZM67 106V105H66ZM71 106V108H70V110H68V112L67 113H65L64 114V119H66L65 121H66V124H67V126H63V124L65 123V121L63 122V124L61 123H58V124H60V125H58L57 124V121H53V122H56L55 123V125L51 122L52 120H49L51 123H52V126L50 127V125L48 126L49 127V129L47 128V130H48V133H49V135H51V136H55V137H57L58 138V142H60V143H62V150H67L69 153L68 154H70L71 155V153H73V155L76 157V159L78 160V161H80V163H82V164H84V165H86V166H88L89 165V163L91 162V160H92V158H93V155H96L97 156V154L96 153H98V154H102L103 156L104 155H107L108 154V151H112V155H111V157L113 158L114 156H115V150H116V148H117V146L119 147V145L118 144H116L115 142V138H113V140H104L103 142L102 141H99V139H97L96 138V134H95V136H94V141L92 142L90 139H88V132H90V129H89V127H87V125H86V127L88 128V129H86L85 128V130H81V127H79V126H83V124L81 123V122H83L84 121V119H85V117L86 118H88L87 116H85V115H87L89 112H90V110L88 111V112H86V111H84V110H87V108L85 109V108H82L83 109V113H85V114H82L81 112V114L82 115H80V113L78 114V112L80 111L79 109H78V103H76L75 101L72 103V105H70ZM82 106V105H81ZM154 106V105H153ZM183 106H185V105H183ZM192 106H195L194 104L192 105ZM199 106H198V108H199ZM217 106V105H216ZM219 106H217V107H219ZM225 106H223V107H225ZM54 107V106H53ZM68 107V106H67ZM89 107V106H88ZM124 107V106H123ZM123 107H121V108H123ZM132 107V106H131ZM138 107V106H137ZM190 107H189V109H190ZM210 107V108H209ZM217 107H215V108H217ZM223 107H220L221 109H218V110H222L223 109ZM56 108V107H55ZM125 108H127V107H125ZM134 108H135V106H134ZM154 108H155V106H154ZM180 108V107H179ZM182 108H187V107H182ZM181 108V109H182ZM191 108H193V107H191ZM196 108H197V106H196ZM255 108V107H254ZM29 109V108H28ZM66 109H69V108H66ZM65 109V110H66ZM104 109H105V111H104ZM128 109V108H127ZM207 109H211V106H208V108ZM213 109V108H212ZM250 109L252 110L251 112H250ZM58 110V109H57ZM57 110H56V112H57ZM77 110H78V112H77ZM123 110V109H122ZM120 111V113L121 112H123L124 113V111ZM125 110V109H124ZM135 110V109H134ZM134 110H131V113L134 111ZM224 110H225V108H224ZM224 110H222V111H224ZM226 110V111H227ZM55 111V110H54ZM186 111H188V110H184V113L186 112ZM191 111V110H190ZM190 111H188V112H190ZM192 111H195V110H193L192 109ZM207 111V110H206ZM210 112H213L212 114L210 113V115L209 116H207V114H206V112H205V115L208 117V120H209V118H212L213 117V115H214V112H217V109L215 110L214 109V111L213 110H209ZM208 111V112H209ZM221 111V112H222ZM225 111V112H226ZM233 111V112H232ZM137 112H140V109H139V111H137V109H136V112L134 113L133 112V114H139V113H137ZM196 112H197V109H196ZM96 113H98L97 111H96ZM114 113V114H113ZM131 113H129V114H131ZM192 113V112H191ZM195 113V112H194ZM228 113V112H227ZM59 114V113H58ZM57 114V115H58ZM109 114V115H108ZM118 114H119V112H118ZM117 114V115H118ZM126 114H127V112H126ZM141 114V113H140ZM186 114V113H185ZM196 114V113H195ZM209 114V113H208ZM221 114H223V113H221ZM92 115V114H91ZM116 115V116H117ZM119 115H121V114H119ZM123 115V114H122ZM142 115V114H141ZM159 115V114H158ZM189 115V114H188ZM192 115V114H191ZM190 115V116H191ZM194 115V114H193ZM202 115H204V114H202ZM220 115V114H219ZM226 115H230V114H226ZM58 116H62V115H58ZM88 116H90V114H88ZM123 116H125V115H123ZM134 116V115H133ZM132 116V114H131V117H133ZM136 116V115H135ZM184 115H182V117H183ZM186 116V115H185ZM184 116V117H185ZM196 116H198V114H196ZM200 116V115H199ZM210 116H212V117H210ZM225 116V115H224ZM51 117V116H50ZM97 117H100V116H97ZM112 117V118H111ZM129 117H130V115H129ZM142 117H143V115H142ZM158 117V116H157ZM187 117L188 116H186V119H187ZM205 117V116H204ZM203 117V118H204ZM214 117H216V116H214ZM212 118V119H214V120H212V121H215L216 119L215 118ZM55 118H57L56 120H58V118L59 117H54V119ZM101 119H105V118H102V115H101V117H100ZM100 118H98V120L100 119ZM137 118V116L135 117V119ZM138 118H139V120L140 121H142L143 119H140L141 118V116L139 117L138 116ZM137 118V119H138ZM147 119V117H145L144 116V119ZM206 118V117H205ZM217 118V117H216ZM220 118V117H219ZM224 118H226V117H224ZM229 118V117H228ZM235 118V117H234ZM237 118V117H236ZM62 119V117L61 118H59V120H61ZM63 119V120H64ZM107 119H105V120H107ZM114 119V120H115ZM145 119V120H146ZM166 119H168L167 121H166ZM232 119V118H231ZM238 119V118H237ZM90 119H88L87 121H89ZM104 120V121H105ZM148 120V119H147ZM160 120V119H159ZM159 120H157L158 122H159ZM204 121H206L207 120V118L206 119H203ZM207 120V121H208ZM217 120H218V118H217ZM220 120V119H219ZM230 120V119H229ZM234 120H236V119H234ZM112 121H110V122H112ZM150 121V120H149ZM184 121V120H183ZM220 121H223V119L222 120H220ZM233 121V120H232ZM58 122H61V121H58ZM95 122H97V121H95ZM99 122V121H98ZM144 122V121H143ZM143 122H139V123H141V124H146L145 122L143 123ZM191 124L192 123H194V122H191V121H189ZM188 122V123H189ZM228 122H230V121H228ZM228 122L226 123L227 125H228ZM238 122V121H237ZM49 123V122H48ZM51 123H49V124H51ZM103 123H106V122H103ZM114 123H118L117 121H114L113 122V125H114ZM134 123V122H133ZM162 123V122H161ZM164 123V122H163ZM206 123H210L209 121L208 122H206ZM212 123V122H211ZM214 123V122H213ZM222 123V122H221ZM26 124V123H25ZM94 124V123H93ZM98 124H100V123H98ZM107 124V123H106ZM112 124V123H111ZM137 124V123H136ZM156 124L157 125H159L160 123H157L156 122ZM195 124V123H194ZM224 124H225V122H224ZM24 125V124H23ZM103 125V124H102ZM108 125V124H107ZM116 125V124H115ZM168 125V124H167ZM101 126V125H100ZM139 126H140V124H139ZM142 126V125H141ZM153 126H154V124H153ZM152 126V127H153ZM189 126L190 127H192L190 124H189ZM220 126V125H219ZM249 126V125H248ZM20 127H21V124H20ZM23 127V126H22ZM21 127V128H22ZM85 127V126H84ZM99 127V126H98ZM117 127V126H116ZM137 127V128H136ZM154 127H157V126H154ZM190 127H188V129L190 128ZM223 127V126H222ZM222 127H220L221 129H222ZM151 128V127H150ZM163 128L165 129V130H163ZM194 128H196V127H194ZM249 129H250V127H248ZM28 129V128H27ZM26 129V130H27ZM139 131H138V130ZM187 129V130H188ZM193 129V128H192ZM197 129V128H196ZM195 129V130H196ZM25 130V128L24 129H21L20 130V133L22 134V135H27V133H29L28 131H26ZM118 130L120 131V132H124L125 133V135H123L122 133H120V135H119V133H118ZM93 131V130H92ZM157 131V132H156ZM164 131H166V133L167 134H165L164 135ZM190 131H191V129H190ZM31 132V131H30ZM156 132V133H155ZM164 132V133H163ZM177 132L174 134L175 136H177L178 134H177ZM193 132H195V131H193ZM147 133H145V134H147ZM172 133V132H171ZM33 134H34V132H33ZM32 134V135H33ZM158 134H159V136H158ZM177 134V135H176ZM190 134V133H189ZM191 134H193V133H191ZM196 134V133H195ZM252 134V132L250 133V135ZM172 135H173V133H172ZM197 135H199V132L197 133ZM0 136H1V134H0ZM28 137V140L30 141H32V142H34V141H38L37 139H34V137L33 136H35V135H33V136H31V135H27ZM41 136V137H40ZM38 138H39V145H40V147H37L36 148V154L34 153V155L32 156V158L29 160V166H30V170L32 171V172H35L37 169H41L42 170V173H44L46 170L44 169V168H48V167H51L52 165H54V164H57V161H58V166L59 167H61V169H59L60 171H62V170H64L65 171V169L66 168H70V166H76V168L73 170L74 171V175H73V179H69V180H73V181H75V182H78L80 179H81V177L79 178L78 177V175L76 174V172L80 169V167L81 166H79V163L78 162H76V161H72V160H70L69 158L68 159H66L65 161H60V160H55L54 158L53 159H51L50 157L52 156V154H51V156L49 155V154H47V155H49L48 156V158H41V157H44V156H41L40 157V153L43 151V154H45L44 152H45V150H46V152L48 151V149H50V148H52L51 146H46V144L47 143H51V141L48 139V140H44L43 139V137H42V135H40ZM75 138H74V137ZM126 136V137H125ZM144 136V135H143ZM156 136V137H155ZM175 136H174V141H175V139H177V137H179V136H177L176 138H175ZM252 136V135H251ZM144 137H146V136H144ZM166 137V138H165ZM193 137L194 138H192V136H191V139L193 140L194 139V142L196 143V141H199V139L198 138H200V137H198L197 138V136H196V138L197 139H195V135L193 134ZM160 138H162V140L160 139ZM201 138H203L204 139V137H201ZM97 139V140H96ZM152 139V138H151ZM171 139H172V141H171ZM61 140V141H60ZM178 140V139H177ZM176 140V141H177ZM196 140V141H195ZM201 140L202 139H200V142H201ZM150 141V142H149ZM153 141H155V140H153ZM164 141V140H163ZM203 141V143H206V142H209L208 140L207 141H205V140H202ZM205 141V142H204ZM55 143H57V141H54ZM164 142H166V141H164ZM164 142H163V144H164ZM211 142V141H210ZM198 143V142H197ZM161 144H162V142H161ZM199 144V143H198ZM51 145H53L52 143H51ZM169 145H163V146H167V147H169ZM209 145V144H208ZM262 145V144H261ZM44 146H46V147H44ZM194 146H196L195 147V149L193 150V151H195L197 148H199V147H197V146H201L200 148H199V150L200 149H202L203 148V150H204V148L206 147H208V146H205L204 144L202 145V144H200V145H194ZM202 146H204V147H202ZM7 148H5L4 146H1L0 147V152L1 153H3V154H5L6 155V157H2V158H0L1 160H0V166H3L6 170H11V169H13L14 168V166H15V164L17 163V161H18V158H13V157H15L16 155L18 156L20 153H14V154H16V155H13V156H11V154H10V151H8V150H13V149H21V146H15V145H12V146H6ZM121 147V146H120ZM167 147H164V148H166V149H168L169 151L171 150V149H169V148H167ZM263 147V146H262ZM122 148V147H121ZM194 148V147H193ZM192 148V149H193ZM52 149H54V151H56L58 148H52ZM52 149H50L51 151H48V152H53V150ZM56 149V150H55ZM122 150V149H121ZM125 150V149H124ZM167 150V151H168ZM60 151V150H59ZM190 152H192L191 150H189ZM197 151H198V149H197ZM201 151V150H200ZM200 151H198V153L200 152ZM263 151H264V149H263ZM118 152V151H117ZM55 153H57V151L55 152ZM125 153V152H124ZM189 153V152H188ZM193 153V152H192ZM197 153V152H196ZM201 153V152H200ZM60 154V153H59ZM58 154V155H59ZM4 155V156H5ZM42 155V154H41ZM56 155V154H55ZM58 155H56V156H58ZM117 155V154H116ZM190 155H192V154H188V156H190ZM175 156H177V157H175ZM180 156V157H181ZM194 156H195V153H194ZM67 157V156H66ZM117 157H119V156H117ZM190 157H192V156H190ZM59 158V157H58ZM186 158H188V157H186ZM194 158V157H193ZM29 159V158H28ZM60 159V158H59ZM143 160V162L144 163H146L145 165H143V167H148V170H149V173L145 176V178H143V175L141 174V172H143L142 171V168H140L141 170H138L137 171V168H138V166H136L137 164H139L138 162V160ZM189 160L191 161V160H193L192 158H189ZM189 160H186L185 162L186 163H188V161ZM176 161V162H175ZM154 162V163H153ZM44 163H45V165H44ZM174 163L176 164V166L174 165ZM179 163L181 164V165H179ZM190 163V162H189ZM143 164V163H142ZM184 165V164H183ZM182 165V166H183ZM189 164H186V166H183V167H186L187 168V166H188ZM41 166H43V168L41 167ZM136 166V167H135ZM82 168V167H81ZM185 168V169H186ZM189 168H191V167H189L188 166V169ZM187 169V170H188ZM89 170V169H88ZM146 170V169H145ZM184 170V169H183ZM187 170H185L186 172H187ZM237 171V172H236ZM182 172V171H181ZM184 172V171H183ZM182 172V173H183ZM185 173V172H184ZM234 173H237L238 175H236V174H233V175H235V176H233V179H232V182L234 183H231V184H233L232 185V187H229L230 186V184L228 185H226V184H224L221 180H218V181H221L222 182V186H223V188H224V190H226V191H228V192H232L233 193V191H235V192H237L236 190H238V192H241V194H243V196L242 197H244L243 199H239V198H241V197H238V198H236L234 201L236 202V200L237 199H239L240 201L239 202H241V200L243 201L244 200V202H246V203H248L249 204V202H247L246 200H245V198L247 197V200L249 199V201H251L252 202V204H253V206L256 208V212L258 211L260 214H258V216L260 215V219H258V221L260 220V222H258V223H260L261 225L262 224H264V191L262 192L261 190H264V188L263 189H261L262 188V186H264V185H262L261 186V183H263V179H264V176H262V178L260 177L259 178V181H257L258 179H257V177H256V179L257 180H255L254 179V181H253V179H251V178H254V177H252L251 175H250V181H252V182H255V184H256V181L260 184V186H261V188H260V186H256L255 184H252L251 182L250 183H247V182H249V181H245V180H242V179H244L245 177H243L242 179L240 178L241 176H240V172H238V170H235V172ZM243 172H241V175H245V174H242ZM160 174H159V176H160ZM179 174V173H178ZM181 174V173H180ZM155 175L157 176V173H155ZM175 175H177V174H174V177H175ZM182 175V174H181ZM181 175H180V177H181ZM185 175V174H184ZM112 176H113V174H112V172H101V175H98V179H97V183H101V182H104L102 179H105V180H107V181H109V184L111 185L112 184V186L113 187H115V186H117V185H120L121 183L118 181L119 180V178H118V180L117 181H113L112 179ZM246 176V175H245ZM169 177V176H168ZM177 177H178V175H177ZM176 177V179H179V177L177 178ZM217 177V176H216ZM219 177V176H218ZM232 177V176H231ZM247 177V176H246ZM152 178H154V177H152ZM159 177H157V178H154V179H158ZM165 178H167V177H165ZM170 178V177H169ZM91 178L90 177H87V180H90ZM153 179V180H154ZM163 179V178H162ZM229 179V178H228ZM151 181H152V179H150ZM170 179H168V180H164V181H169ZM217 179H215V181H216ZM229 180H231V178L229 179ZM247 180H249L248 179V177H247ZM261 180V181H260ZM112 181V182H111ZM160 180H158V181H153V182H156V184H157V182H159ZM174 181H176L175 180V178H174ZM152 182V183H153ZM163 182V180H161V183ZM165 182V183H166ZM261 182V183H260ZM151 182H148V184H152ZM160 182L158 183V184H160L161 186L162 185H165V184H161ZM103 185V187L105 188V189H103V188H101L100 187V190L101 191H105V192H107L108 193V191H109V188L108 189H106V187H108V185H105V184H102ZM112 186H110V188L112 187ZM148 186V185H147ZM146 186V187H147ZM154 186H158V185H154ZM154 186H152V187H154ZM221 186V187H222ZM259 187V190L258 191H261L263 194H260V192H258L257 191V189H256V187ZM149 187H151V185H149ZM148 188V187H147ZM157 188V187H156ZM160 188V187H159ZM152 189H154V188H152ZM175 189V188H174ZM171 190V189H170ZM144 192H145V189L143 190ZM147 191H149V190H147ZM146 191V192H147ZM150 191H151V189H150ZM145 192V193H146ZM237 192V193H238ZM259 194V195H258ZM239 195V194H238ZM246 196V197H245ZM111 197H115V198H117V196H115V195H111ZM120 197H121V195H120ZM217 197V195H215V196H212V198H213V200L215 199ZM211 198V197H210ZM210 198H209V200H210ZM25 199V198H24ZM120 199V198H119ZM231 199H233V197L231 198ZM98 200H99V193L97 192V193H93L92 195H91V197H90V199H89V201H88V206L87 207H93V206H97V202H98ZM201 200H203V199H201ZM204 200H206V199H204ZM207 201V203H203V201L201 202L200 200V203H198V202H196V201H192V202H190V203H188L187 202V204L186 203H183L176 211H174V213L172 212L170 215L168 214V216H164L165 218H163V217H161V219H160V217H158V221H156V223L154 222H152L151 221V218H148L147 220L149 221L147 224H149L150 223V221H151V223L152 224H158V222H159V225H156V228H155V226H152V228H155V229H157L158 228V230L160 231L161 229H159V228H163V229H165L166 227H170V226H173V225H176L177 227H178V230H180L181 231V234L183 233V238H181L180 240H178V241H176L175 240V238L174 239H172V240H170L171 242L172 241H174L175 243H172L174 246H170V247H175L176 249H172V250H170V252H171V254L173 255V256H176V258H178V260H181V259H184V257H185V259H187L188 261H191L193 264H200L201 262L200 261H202V259H205V264H264V234L263 233H261L260 234V232H259V238H260V240H261V243H260V245L259 246H256L255 244H254V242L252 241V240H250L249 239V236H248V230L246 229V228H244V219H240V218H242V217H240L239 219L236 217V215L234 214V213H231L230 212V210H229V207L231 206V203H232V201H226L225 202V204L223 205V206H221V208H223V209H225L226 211H219V210H217V209H214V207L213 206H210L211 205V203L213 202L214 204L213 205H217V203L216 202H214L212 199H211V201ZM122 201V199H120V201L119 202H121ZM233 201V202H234ZM30 200L29 199H25V200H19V205H18V209H20V210H23L22 209V205L24 204L26 207V209H28V207L30 206ZM237 203V202H236ZM241 204V203H240ZM252 204H250V205H252ZM141 205V201L140 200H137L136 202H135V204L133 205V208H134V210H136V208H138L139 206ZM233 205H235V204H233ZM239 205V204H238ZM245 205H247V204H245ZM249 205V206H250ZM237 206V205H236ZM248 206V205H247ZM212 207H213V209L214 210H212ZM252 207V206H251ZM254 207H252L251 209H253ZM160 208V207H159ZM216 208V207H215ZM220 208V209H221ZM32 209H34V208H29L28 210H32ZM169 210V209H168ZM254 210V209H253ZM212 211H214V213L212 212ZM219 211V212H218ZM165 212H167V211H165ZM255 212V213H256ZM200 214V217H201V215H205V217H207V216H209V215H211L212 213H213V215H211V216H213L214 218L215 217H217V216H222L223 217V215H224V217L227 219L225 222H231L230 224H232V221L234 222V220H237V221H241L243 224H239L238 222L236 223H233V224H235V227L237 228L236 229V231H237V233L239 234V238H240V242L238 241V243H236L235 241H233V240H236V239H233V240H230L229 242L225 239V237H220V236H210V235H204V233L202 232V228H199V227H201V226H203L202 224V222H207V221H209L210 219H208V218H204V217H202L203 219H201L200 217H199V219H198V217H196L197 215L196 214ZM254 213V212H253ZM210 216V217H211ZM153 219H154V217H153ZM213 219V218H212ZM217 219H218V217H217ZM214 220V219H213ZM252 220H254V218H252ZM131 221H135V220H131ZM257 221V220H256ZM177 222V223H176ZM179 222V223H178ZM240 222V223H241ZM247 222V221H246ZM245 222V223H246ZM251 223L250 224H252V221H250ZM262 222V223H261ZM214 223V222H213ZM219 223V222H218ZM249 223V222H248ZM254 224V223H253ZM144 226H143V228L145 229V231H146V233L147 234H152V230H154V231H156L155 229H150V228H148L149 226H146V224L144 223L143 224ZM150 225V224H149ZM208 225V224H207ZM257 225V224H256ZM259 226L260 228L261 227H263V228H261V231L262 232H264L263 231V229H264V225L263 226ZM146 226V227H145ZM150 226V227H151ZM187 226V227H186ZM258 226V225H257ZM205 227V226H204ZM247 227V226H246ZM259 228V229H260ZM163 229H162V231H163ZM197 229V230H196ZM258 229V228H257ZM258 229V230H259ZM157 230V231H158ZM140 231H141V228H140ZM156 231V232H157ZM190 231V232H189ZM260 231V230H259ZM154 234H155V232H153ZM136 236V238H139V237H137L138 236V234H136L135 235ZM161 238V237H160ZM160 238L158 239V240H160ZM211 238H213V239H211ZM161 241H162V239H161ZM163 241H164V239H163ZM213 242H216L217 244H219V247H220V250L219 251H221L222 253H224L225 254V256L224 257H220L219 255L220 254H218V252L217 251H213L212 250V248H214V247H212V243ZM154 243H156L155 241H154ZM211 245V246H210ZM187 255H189L191 258H189V257H187ZM201 259V260H200ZM200 260V261H199ZM251 260V261H250ZM250 261V262H249ZM190 262V263H191Z\"/></svg>",
	"mask_w": 264,
	"mask_h": 264
},
{
	"label": "water",
	"instance_id": "3",
	"mask_svg": "<svg viewBox=\"0 0 264 264\" xmlns=\"http://www.w3.org/2000/svg\"><path fill=\"white\" fill-rule=\"evenodd\" d=\"M68 201L41 209V219L27 218V212L3 204L0 198V264H157L150 254L139 250L128 222L140 214L104 217L99 208Z\"/></svg>",
	"mask_w": 264,
	"mask_h": 264
}]
</instances>
